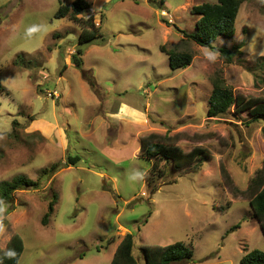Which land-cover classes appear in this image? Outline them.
<instances>
[{
  "label": "rangeland",
  "instance_id": "374dc122",
  "mask_svg": "<svg viewBox=\"0 0 264 264\" xmlns=\"http://www.w3.org/2000/svg\"><path fill=\"white\" fill-rule=\"evenodd\" d=\"M72 1L0 0V182H41L0 202V249L18 233L17 264H109L131 232L138 264L141 246L176 241L192 256L170 264H241L264 252L248 195L220 174L222 165L247 188L264 162V121L234 109L207 117L216 73L235 95L264 96V0H242L234 35L216 38L239 44L231 62L183 34L195 30L192 6L216 0H86L102 37L80 45V68L71 62L80 26L54 17ZM160 46L191 53L190 65L172 70ZM151 132L178 134L182 150L200 146L210 157L182 169L150 160L140 141Z\"/></svg>",
  "mask_w": 264,
  "mask_h": 264
},
{
  "label": "trees",
  "instance_id": "16d2710c",
  "mask_svg": "<svg viewBox=\"0 0 264 264\" xmlns=\"http://www.w3.org/2000/svg\"><path fill=\"white\" fill-rule=\"evenodd\" d=\"M162 4L163 0L159 1ZM242 0H216V2H202L191 8V13L197 15L195 30L190 33H183L188 39L194 41L197 45L208 47L215 50L227 62L233 60L234 50H239V44L231 48L224 46H215L216 38L219 36L230 38L235 32V21L239 12ZM90 3L86 0H73L70 5L61 4L54 14L55 18L69 17L80 26L78 35L79 46L71 55V62L77 66H82L83 50L80 45L93 42L102 37L100 25H96L92 13H89ZM58 36V35H57ZM160 49L168 56L169 66L172 70L185 68L190 65L192 54L186 51L176 49H166L160 46ZM66 65H64L65 67ZM91 87L94 82L88 71L84 72ZM212 89L208 100L207 117H221L229 110L236 112L248 111L250 120L255 121L263 119L264 121V96L244 97L240 94L235 95L232 88L226 83L220 73H216L211 78ZM0 82V90H1ZM17 124V122L15 121ZM264 136V126L262 128ZM179 135L170 136L168 133L161 135L151 132L141 138L140 151L148 159L163 161L169 167L182 169L183 167L197 161L210 157L208 151L200 146H195L189 151L182 150L176 141ZM79 156H68L66 164L74 165L79 161ZM154 162V163H155ZM154 165H157L155 163ZM151 165V166H154ZM58 167L57 163L49 168H44L42 173L54 171ZM220 174L225 187L234 194H247L249 205L252 209L253 218L259 223L261 231L264 234V162L256 169L250 183L244 190L235 187L232 178L224 166L220 165ZM41 187L39 179L34 180L25 175L14 176L9 181L0 182V202L10 203L13 199V193L19 189ZM56 195L48 202L47 211L42 218L45 225L48 218L53 213ZM238 227V224L234 226ZM109 243V241H108ZM134 235L126 232L116 245L113 256L109 264H138V258L133 253ZM24 242L18 233H13L8 239L5 248L0 249V264H17L23 252ZM140 256L144 264H170L188 260L192 256L191 250L186 248L183 241H176L166 245L145 244L140 248ZM241 264H264V252L258 249L247 252L240 259Z\"/></svg>",
  "mask_w": 264,
  "mask_h": 264
},
{
  "label": "built area",
  "instance_id": "2783aa9c",
  "mask_svg": "<svg viewBox=\"0 0 264 264\" xmlns=\"http://www.w3.org/2000/svg\"><path fill=\"white\" fill-rule=\"evenodd\" d=\"M48 95H50V97L57 98L59 97L60 93L58 94V92L54 91V92H49Z\"/></svg>",
  "mask_w": 264,
  "mask_h": 264
},
{
  "label": "crops",
  "instance_id": "0c3cea01",
  "mask_svg": "<svg viewBox=\"0 0 264 264\" xmlns=\"http://www.w3.org/2000/svg\"><path fill=\"white\" fill-rule=\"evenodd\" d=\"M160 11V10H159Z\"/></svg>",
  "mask_w": 264,
  "mask_h": 264
}]
</instances>
